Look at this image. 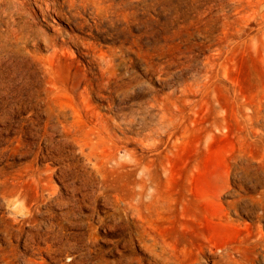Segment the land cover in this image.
<instances>
[{
  "label": "rangeland",
  "instance_id": "obj_1",
  "mask_svg": "<svg viewBox=\"0 0 264 264\" xmlns=\"http://www.w3.org/2000/svg\"><path fill=\"white\" fill-rule=\"evenodd\" d=\"M52 3L24 1L38 42L0 61V193L18 210L0 201V264H156L153 238L255 231L228 203L264 192V0H80L72 21ZM31 216L55 238L8 219Z\"/></svg>",
  "mask_w": 264,
  "mask_h": 264
},
{
  "label": "bare ground",
  "instance_id": "obj_2",
  "mask_svg": "<svg viewBox=\"0 0 264 264\" xmlns=\"http://www.w3.org/2000/svg\"><path fill=\"white\" fill-rule=\"evenodd\" d=\"M24 1L26 0H0V61L11 60L18 54L20 48H24L30 42L34 44L38 42L35 33L33 34L34 37H32L31 39L32 31H31V26L29 25L31 22L29 20L30 15L25 13V9L23 6ZM79 2L80 0H61L60 5H57L56 3H52L51 5L54 8L53 10L56 12V14L66 17L68 21L70 20L72 21L75 15L71 14L69 11H64L63 8L65 6L73 8L75 4ZM52 7L50 8V4L46 5L45 11L47 12L46 13L47 16H49L50 12L52 11ZM100 8L98 10H101ZM105 13H107V11ZM115 71L113 70L114 73H116ZM15 98L19 99L20 97L16 95ZM101 120L103 121V119ZM110 125L111 124H109V128ZM106 127L108 126L106 125ZM36 185H38V182L36 183ZM44 187L46 189L50 188L48 184H44L42 188ZM14 194L15 192L13 190H7L0 193L1 206H4V208H6V211L7 208L13 206V208L18 212V210L16 209L17 208L16 203L13 202V200H9L8 198V197H12ZM53 194L54 193H50V196ZM36 195L39 197L43 196V194L41 193H39V195L37 193ZM55 197L57 196L55 195ZM27 199L29 198L27 197ZM247 201H249L248 204ZM228 204L231 207V211L233 212L234 216H238L241 213L244 214L254 213V218L257 220L258 223L256 226L257 230L255 229V231H252L249 227L245 226L242 229L243 233L241 234L240 237L225 239L221 242L207 240L205 238L202 239L201 241H196V242L190 240L185 242L182 245V247H177L172 244H166L165 242L160 243L155 241L156 239L153 238V243L150 245H145V248L152 256V258H154L155 261L154 263L156 264H257V262L260 260L259 258H262V260H264V255L262 254V252H264V245H263L264 235L261 233V229L264 228V192L261 193L256 198L253 197L250 198L248 196L246 197L245 195L237 193L235 199H233ZM118 209H120V211H118L120 213L123 212L125 213L128 211L131 212L132 215L136 213L138 215V209H136L131 205H123V207L122 206L118 207ZM28 213H30V211L27 208L25 210V215H27ZM226 217L227 218L229 217L228 213H226ZM8 219L12 221L13 225H17V226H23L26 221H28V223L30 224L34 223L32 222V216L27 220L25 219L17 220L15 217ZM261 222L263 223L262 225ZM42 225L44 226L42 231L43 234L41 236L45 238L44 240L47 241L49 239L55 238L56 235L54 231L55 225L52 224V222L48 224L34 223L31 229L33 231H37L38 226L41 227ZM4 235L5 237L9 236L8 233H5ZM31 238H32L31 235L27 236V239H31ZM26 263L40 264V263L29 262V260H27Z\"/></svg>",
  "mask_w": 264,
  "mask_h": 264
}]
</instances>
